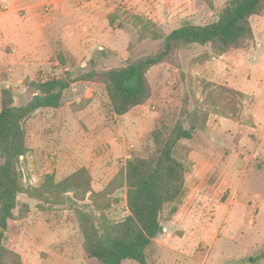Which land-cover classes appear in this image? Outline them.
Here are the masks:
<instances>
[{"label":"rangeland","instance_id":"obj_1","mask_svg":"<svg viewBox=\"0 0 264 264\" xmlns=\"http://www.w3.org/2000/svg\"><path fill=\"white\" fill-rule=\"evenodd\" d=\"M212 1L214 9L203 0H0V108L2 88H10L14 104L21 106L34 94L31 81L68 78L61 106L39 109L25 124L23 183L37 187L45 174L61 180L84 167L99 192L128 155L149 154V130L159 124L166 103L177 106L189 88L199 95L196 78L247 90L253 99L242 105V123L217 116L208 128L212 132L199 131L184 142L191 148L186 192L164 208L160 238L171 244L179 233L197 230L203 233L196 240L209 253L206 264H264V140L257 142L264 126V12L251 18L254 40L220 61L192 63L207 51L200 45L180 50L181 71L191 76L183 83L174 66L152 67L147 72L151 98L123 115L110 110L101 85L77 80L92 60L109 68L157 49L159 40H138L131 15L143 16L167 34L184 24L215 20L229 0ZM207 161L216 169L212 174L204 172ZM110 199L107 217L121 220L127 214L125 190ZM174 205L177 211L171 213ZM47 206L21 194L15 212L22 218L9 222L6 247L20 253L22 264H99L77 252L82 237L73 211ZM158 248L155 242L150 246L149 264L163 259L164 264H193Z\"/></svg>","mask_w":264,"mask_h":264},{"label":"trees","instance_id":"obj_2","mask_svg":"<svg viewBox=\"0 0 264 264\" xmlns=\"http://www.w3.org/2000/svg\"><path fill=\"white\" fill-rule=\"evenodd\" d=\"M203 1L209 8H215L212 0ZM263 12L264 0H229L218 11L215 20L205 24H184L167 34L143 16L131 15L138 40H159L157 49L109 68L92 60V67L77 80L101 85L110 110L123 115L151 98L147 72L152 67L163 63L174 66L179 72L180 83H183L191 76L181 71L180 50L194 45L206 47L207 51L192 61L205 64L231 50L242 49L255 38L251 18ZM115 20V16H111L109 23L113 24ZM196 80L198 96L189 88L179 97L177 106H173V102L166 103L159 124L155 123L149 130L152 142L149 154L128 155L99 192L93 190L91 175L84 167L61 180H57L54 173L45 174L37 187L23 183L20 159L27 151L25 124L39 109L60 107L70 80L50 76L31 81L29 85L34 88V94L21 106L14 104L10 88H2L0 264H22L20 254L5 244L9 222L22 218V214L15 212L21 194L44 200L47 210L60 206L72 210L82 237L80 247L88 258L99 264H149L148 250L163 230L164 208L177 203L186 192L189 167L185 160L191 148L184 142L205 130L211 115L242 123L245 113L242 105L253 99L252 95L227 83H216L204 77ZM118 189L125 190L127 214L121 220L112 221L105 211L110 207V196ZM176 211V205L172 206L171 213Z\"/></svg>","mask_w":264,"mask_h":264},{"label":"crops","instance_id":"obj_3","mask_svg":"<svg viewBox=\"0 0 264 264\" xmlns=\"http://www.w3.org/2000/svg\"><path fill=\"white\" fill-rule=\"evenodd\" d=\"M92 20V19H90ZM234 50H239V49H234ZM227 55L224 54L223 56H220L218 58H215L216 60L215 61H220L222 58L226 57ZM41 62V61H40ZM38 62V63H40ZM206 78V77H205ZM208 80L210 81H213V79L211 78H208ZM230 85V84H228ZM233 86V85H232ZM235 87V86H234ZM239 89V88H237ZM242 91H244L245 93L247 94H250L247 90L245 89H240ZM214 117H217L216 115H211L209 116V119H208V122H207V127H206V130L208 132H212V129H208L209 127H211V120L214 118ZM215 121V119H213ZM255 121H254V118H252V125H255ZM253 127V126H252ZM253 139H256L254 137H252ZM261 140H264V126L263 128L260 130V132L257 133V142H260ZM262 142V141H261ZM204 172L206 174H212L213 172H215V167L209 163L207 161L206 165L204 166ZM207 176V175H206ZM210 179V177H209ZM205 185H203V188H205V186L207 187V184L204 182ZM202 188V189H203ZM211 188V187H210ZM209 187L206 188L205 191H208L210 190ZM204 191V193H205ZM208 229V228H207ZM201 232V231H200ZM199 231L197 230H192V229H187L186 231H184L183 233H179L178 236L176 235L172 242H170L171 244H168V243H164L163 239L160 238L162 237L161 235L159 237H157L156 239L153 240V242H155L156 244L159 245L160 248H158L159 250H163L162 252L163 253H166L168 254V252L172 253L171 255H174V258L175 256H178V257H181L184 261L188 260L189 262L191 263H195L197 262L198 260L199 261V264H206L207 262V259H208V256H209V253L206 251V248H204L201 243H199V241L196 240V238L198 236L201 235V232L200 233ZM216 238V236H213L212 237V241ZM180 240V241H179ZM192 242H194L195 244L192 245ZM81 244V243H80ZM198 244V246L196 245ZM157 246V245H156ZM76 248V247H75ZM77 249V252L79 253V255L81 254V259L83 260L84 258H87L86 254L82 251L81 247L80 249L76 248ZM203 251H205V253H203ZM17 252V251H16ZM264 252V251H263ZM20 254V253H19ZM200 254V257L198 256ZM170 255V254H168ZM85 256V257H84ZM80 257V256H79ZM161 257V256H160ZM173 258V259H174ZM171 258H168L167 257V260H173ZM176 262H179L176 260ZM161 263L164 264L166 263V260L163 259L161 260ZM127 264H130V263H127Z\"/></svg>","mask_w":264,"mask_h":264}]
</instances>
